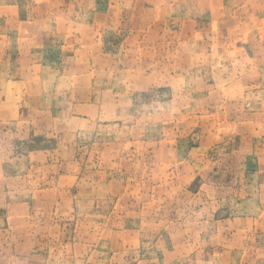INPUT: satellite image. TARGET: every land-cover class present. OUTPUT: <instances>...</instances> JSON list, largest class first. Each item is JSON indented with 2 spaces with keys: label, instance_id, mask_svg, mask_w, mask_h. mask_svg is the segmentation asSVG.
<instances>
[{
  "label": "rangeland",
  "instance_id": "obj_1",
  "mask_svg": "<svg viewBox=\"0 0 264 264\" xmlns=\"http://www.w3.org/2000/svg\"><path fill=\"white\" fill-rule=\"evenodd\" d=\"M0 264H264V0H0Z\"/></svg>",
  "mask_w": 264,
  "mask_h": 264
},
{
  "label": "crops",
  "instance_id": "obj_2",
  "mask_svg": "<svg viewBox=\"0 0 264 264\" xmlns=\"http://www.w3.org/2000/svg\"><path fill=\"white\" fill-rule=\"evenodd\" d=\"M11 57H12V56H11ZM11 57H10V59H9L10 61H11ZM1 75H2V74H1ZM5 79H6V78H5ZM81 92L84 93V91H80V93H81ZM73 95H74V94H73Z\"/></svg>",
  "mask_w": 264,
  "mask_h": 264
}]
</instances>
